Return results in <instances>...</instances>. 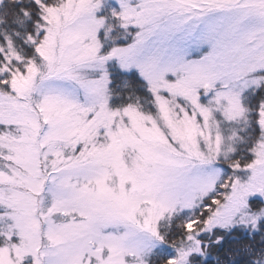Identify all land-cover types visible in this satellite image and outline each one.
I'll return each instance as SVG.
<instances>
[{"label":"snow or ice","instance_id":"obj_1","mask_svg":"<svg viewBox=\"0 0 264 264\" xmlns=\"http://www.w3.org/2000/svg\"><path fill=\"white\" fill-rule=\"evenodd\" d=\"M0 264H264V0H0Z\"/></svg>","mask_w":264,"mask_h":264}]
</instances>
